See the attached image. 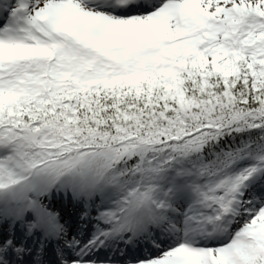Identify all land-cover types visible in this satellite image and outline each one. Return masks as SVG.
Instances as JSON below:
<instances>
[{"label":"snow or ice","instance_id":"1","mask_svg":"<svg viewBox=\"0 0 264 264\" xmlns=\"http://www.w3.org/2000/svg\"><path fill=\"white\" fill-rule=\"evenodd\" d=\"M0 264H264V0H0Z\"/></svg>","mask_w":264,"mask_h":264}]
</instances>
